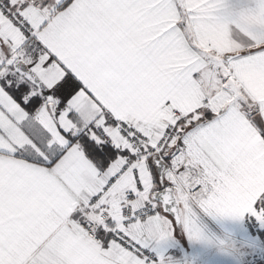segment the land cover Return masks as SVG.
I'll list each match as a JSON object with an SVG mask.
<instances>
[{
    "label": "snow or ice",
    "instance_id": "1",
    "mask_svg": "<svg viewBox=\"0 0 264 264\" xmlns=\"http://www.w3.org/2000/svg\"><path fill=\"white\" fill-rule=\"evenodd\" d=\"M251 3L0 0V264H173L178 234L227 249L203 219L264 228Z\"/></svg>",
    "mask_w": 264,
    "mask_h": 264
},
{
    "label": "crops",
    "instance_id": "2",
    "mask_svg": "<svg viewBox=\"0 0 264 264\" xmlns=\"http://www.w3.org/2000/svg\"><path fill=\"white\" fill-rule=\"evenodd\" d=\"M253 7L251 0H226V11L231 15L247 12ZM202 223L213 237L228 242L227 249L221 253L215 248L206 249L190 243L185 237L177 236L162 249L173 264H249L247 258L254 251L249 249L248 244L253 242L256 245L263 238L260 232L264 228L252 224L253 228L250 230L247 221L217 225L203 219Z\"/></svg>",
    "mask_w": 264,
    "mask_h": 264
},
{
    "label": "rangeland",
    "instance_id": "3",
    "mask_svg": "<svg viewBox=\"0 0 264 264\" xmlns=\"http://www.w3.org/2000/svg\"><path fill=\"white\" fill-rule=\"evenodd\" d=\"M260 233L263 234V238L261 237V239H260L261 241L259 240L257 242L255 250L249 248V249H251L252 252L254 251L253 253L250 254L249 257H258L259 255H262L264 253V230H262V232H260ZM260 233H258V234H260Z\"/></svg>",
    "mask_w": 264,
    "mask_h": 264
},
{
    "label": "built area",
    "instance_id": "4",
    "mask_svg": "<svg viewBox=\"0 0 264 264\" xmlns=\"http://www.w3.org/2000/svg\"><path fill=\"white\" fill-rule=\"evenodd\" d=\"M252 228V223H248V229L251 230ZM247 260L249 264H264V253L258 257H248Z\"/></svg>",
    "mask_w": 264,
    "mask_h": 264
},
{
    "label": "water",
    "instance_id": "5",
    "mask_svg": "<svg viewBox=\"0 0 264 264\" xmlns=\"http://www.w3.org/2000/svg\"><path fill=\"white\" fill-rule=\"evenodd\" d=\"M178 236H179V234H178ZM179 237H183V236H179Z\"/></svg>",
    "mask_w": 264,
    "mask_h": 264
}]
</instances>
